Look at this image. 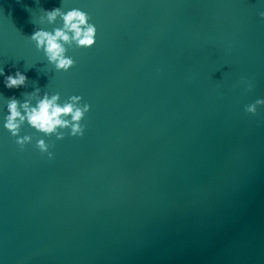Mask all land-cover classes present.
<instances>
[{"label":"water","instance_id":"95a60500","mask_svg":"<svg viewBox=\"0 0 264 264\" xmlns=\"http://www.w3.org/2000/svg\"><path fill=\"white\" fill-rule=\"evenodd\" d=\"M80 8L91 48L57 72L28 37ZM260 0H0V65L91 105L54 158L0 127V264H264ZM251 82V90L241 80ZM33 134L25 127L22 134Z\"/></svg>","mask_w":264,"mask_h":264},{"label":"clouds","instance_id":"9594fccd","mask_svg":"<svg viewBox=\"0 0 264 264\" xmlns=\"http://www.w3.org/2000/svg\"><path fill=\"white\" fill-rule=\"evenodd\" d=\"M260 2L264 4V0ZM40 11L42 14L38 20L33 17V23L53 25L60 22V26L51 31L38 27L28 38L37 51L43 54L48 65L57 72H68L75 65V60L68 55L69 49L73 46L93 47L96 44L97 27L87 12L77 7L65 10L63 3L59 7L50 10L42 8ZM259 16L264 19V11H260ZM26 72L17 69L14 73H6L3 65H0L4 88H26L29 79ZM241 83L247 85V90H251V82L242 79ZM258 106H264V99L255 100L246 105L244 110L255 115ZM90 110L91 105L84 102L80 95L63 99L59 92L52 93L37 87L25 93L23 100L16 96L6 98V103L0 106V127L15 138V143L21 149L35 141V147L40 153L52 159L54 153L44 137L54 136L57 140H63L66 136L83 137L86 131L83 121ZM25 127L41 135L22 134Z\"/></svg>","mask_w":264,"mask_h":264}]
</instances>
